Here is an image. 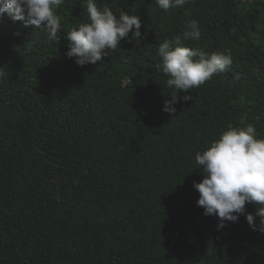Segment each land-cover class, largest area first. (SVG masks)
Listing matches in <instances>:
<instances>
[{
	"label": "trees",
	"instance_id": "1",
	"mask_svg": "<svg viewBox=\"0 0 264 264\" xmlns=\"http://www.w3.org/2000/svg\"><path fill=\"white\" fill-rule=\"evenodd\" d=\"M103 2L138 15L142 39L129 33L96 65L66 56V32L87 21L82 0L58 10V44L0 22V264H264V234L245 215L218 230L193 186L195 154L221 129L252 123L264 135V0L169 12L154 0ZM193 18L202 35L186 46L230 51L232 64L168 114L156 48Z\"/></svg>",
	"mask_w": 264,
	"mask_h": 264
},
{
	"label": "clouds",
	"instance_id": "2",
	"mask_svg": "<svg viewBox=\"0 0 264 264\" xmlns=\"http://www.w3.org/2000/svg\"><path fill=\"white\" fill-rule=\"evenodd\" d=\"M190 2L154 0L164 12L183 9ZM64 3L65 0H0V22L5 16L12 22H23L25 27L40 30L49 43L58 44L63 27L58 10ZM84 5L87 21L77 23L66 32L69 49L66 56L78 66L96 65L117 50L129 33L139 44L142 21L138 15L124 11L114 14L108 3L100 4L98 0H82L81 6ZM201 35L199 22L189 19L181 34L165 38L156 48L159 62L155 64V71L166 77L169 90L170 99L165 100L163 108L168 114L177 111L176 104L193 99L192 95L181 93L199 88L215 75L227 72L232 64L230 51L209 53L186 46L188 42H199ZM5 75L4 68H0V79ZM195 162L203 177L193 185L199 192L197 206L204 209L205 216L219 218L218 230L245 215L253 231L264 234V135L257 132L255 125L228 124L202 151L196 152ZM248 204L257 206L255 214L246 212Z\"/></svg>",
	"mask_w": 264,
	"mask_h": 264
}]
</instances>
